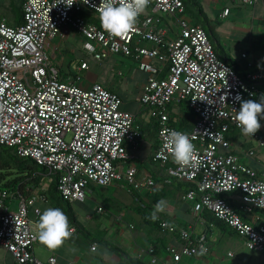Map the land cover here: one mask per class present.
<instances>
[{
    "label": "built area",
    "instance_id": "1",
    "mask_svg": "<svg viewBox=\"0 0 264 264\" xmlns=\"http://www.w3.org/2000/svg\"><path fill=\"white\" fill-rule=\"evenodd\" d=\"M59 2L24 0L21 25L0 20V145L43 167L44 176L56 182L62 199L70 203L84 202L91 186L125 183L139 190L154 185L151 178L137 179L133 152L138 149L141 132L135 115L122 110V100L104 85L85 84L81 72L89 69L86 62L77 66L73 76L65 77L49 57L48 52L55 49L54 40L82 37L85 51L94 60L121 55L151 73L141 102L161 123L153 160L174 165L170 170L173 176L196 183L203 193V208L246 237L249 249L264 251V220L259 227L243 222L221 196L240 190L244 193L242 210L264 211V165L255 171L239 157L219 153L220 147L230 146L224 137L229 123L237 127L234 117L241 107L237 98H257L255 82L264 79V74L238 75L217 56L204 30L187 21L180 23L179 35L167 37L168 30L160 28L156 14L183 12L182 0H151L148 14L143 13L134 31L123 38L112 37L101 27L96 11L101 0H89L88 4L76 0L70 8ZM147 59H156L162 66L156 68ZM161 73L164 77L157 78ZM184 101L197 115L193 131L186 135L196 147L198 164L181 169L163 144L169 130L178 131L166 125L173 109L167 111L165 106L172 103L178 107ZM253 137L264 149V139L256 134ZM246 156L252 159L255 152ZM22 184L17 190L0 187V247L13 256L15 264H55L54 256L47 261L36 257L38 240L28 217L29 207L45 196L29 195L30 188H21ZM189 197L194 198L192 194ZM180 233L183 248L180 252L170 249L176 261L198 254L201 247L207 252L200 244L204 235L192 229ZM96 249L97 244L92 246ZM149 253L151 262L157 263L154 249Z\"/></svg>",
    "mask_w": 264,
    "mask_h": 264
},
{
    "label": "crops",
    "instance_id": "2",
    "mask_svg": "<svg viewBox=\"0 0 264 264\" xmlns=\"http://www.w3.org/2000/svg\"><path fill=\"white\" fill-rule=\"evenodd\" d=\"M198 1L202 4L208 20L214 25L224 50H227L224 40L230 41L235 45L236 43H241L239 50H235L237 52L236 60L237 62L239 61L242 67L245 66V61L240 56L244 52L245 47L248 50L245 54L248 55L250 60L257 61L259 59L260 61H264V56L259 58L257 55L259 50H264L263 44H260L261 41L258 42V45H253L254 36L264 35V0H258L254 6L244 5L243 0ZM250 7H254L255 10L252 14L250 13ZM225 10H229L230 13L221 18L220 15ZM242 18L250 20V27L245 28V25L240 26ZM194 21V23L199 24L198 20L195 19ZM224 21H228V24ZM216 24H219L222 30H218ZM224 27L226 28L224 29ZM257 46L258 48H255ZM227 53L233 58L230 50ZM113 57L115 56L108 58V61L105 60L102 63H98L95 70H92L90 66L89 71L86 73L88 81L89 83L99 82L106 85L111 90L120 94L122 99L124 95L129 93L127 87H131V91L136 90L132 95L137 99L139 108L135 105L134 109L131 110L127 109L126 106L123 107V105L122 108L137 114L138 124L141 127L145 126L149 123V120L144 114V107L139 103V98L147 74L138 70L136 65L126 58L120 61L119 66H114L113 64L116 60ZM141 74L143 75V79L138 80L137 77ZM155 139L156 141H152L149 134L145 135L140 142L139 148L135 151L136 162L141 167L139 178L146 174V171L140 164L149 162L151 151L156 146V136ZM48 184L43 186L42 189L32 188L28 193L29 195L45 196L43 200L33 204L28 209V217L33 230L35 231L34 225L39 220L37 210L39 209V212L42 213L45 209L52 207L60 208L65 213L68 217L70 228L75 229V232L71 239L67 240L63 246L56 250H49L38 241L34 251L39 260L47 261L50 257L54 256L57 260L55 264H129L126 256H130L140 259L146 264H153L149 250L153 248L151 242H153L156 233L150 231L151 234H148L147 231L149 229L133 211L141 202L148 205L151 204V199H153L156 190L160 189V186L156 189L144 187L141 191H135L133 194L121 184L104 187V191L101 190L103 187L91 186L84 202H72L74 217L71 218L66 211L67 208L64 207L65 204L62 201H55L54 197L51 196L49 192L50 184L49 187ZM136 197L139 199L137 200ZM163 212L167 215V220L171 222L178 224L184 223L183 221L189 222V216L188 213H185L184 207H179L175 210L170 207ZM128 216L135 217L137 222H132L129 218L127 219ZM92 234L102 237L105 241L117 246L118 249L110 250L105 245L95 243L96 240L91 241L93 238ZM237 239L239 241L242 240L240 238ZM216 241H220V238H215L213 241L214 243L209 255L183 257L179 262L173 259L171 253L161 248L158 251V255L154 252V255L158 259V262L155 264H264V254L259 251H250L249 257L245 259L241 258L238 250H229L227 256L229 253H232L230 258H233L234 262L223 261V259H226L225 256H221L220 260H218L213 250ZM93 243L98 246L96 250H92ZM174 248L178 250V247ZM0 264H15L13 256L2 247H0Z\"/></svg>",
    "mask_w": 264,
    "mask_h": 264
},
{
    "label": "clouds",
    "instance_id": "3",
    "mask_svg": "<svg viewBox=\"0 0 264 264\" xmlns=\"http://www.w3.org/2000/svg\"><path fill=\"white\" fill-rule=\"evenodd\" d=\"M75 2H76V0H60L59 4L63 3L66 5V7L70 8ZM82 2L84 4H88L89 0H82ZM257 2H258V0H252V1L243 0V4L246 6H254V4H256ZM150 3H151V0H101L100 5L98 7H96V11L99 12L100 23H101V27L103 28V30L106 31L112 37L123 38V37L127 36L129 33H131L132 31H134L135 26L138 22V18L143 13H144V15L148 14V12H146L147 11L146 9L148 8ZM92 6L95 7V5H92ZM183 6H184V4H183ZM184 12H185V7H184L183 12L178 13L174 16L156 14V17L159 18L161 21L160 28L168 30L167 37L175 38L177 35L180 34V23L182 21H187L190 26L199 27L202 30H204L200 24L194 23L195 22L194 20L196 18H189L187 15L184 14ZM229 13H230L229 10H225V12L220 16H221V18H223V17L227 16ZM10 24L17 25L15 20L13 23H10ZM173 26H174V28H173ZM204 32L206 33V35L209 39L207 32L205 30H204ZM172 35H173V37H171ZM211 45H212V43H211ZM148 46L154 47V45L152 43H149ZM212 47H213L215 53L217 54V56L233 68L232 64H229L221 56H219V54L216 52L213 45H212ZM53 50L54 51H52V54L54 55L56 52V49H53ZM111 56H114V55H110L107 58L103 59L102 61H96L92 57L91 58L98 63H102L106 59L110 58ZM119 56H121V55H119ZM241 56L243 58H245L248 55L243 52ZM49 57H50V55H49ZM122 57H124V56H122ZM124 58H126V57H124ZM126 59H129L130 61H132L136 66H138L137 69L140 70L139 65L137 63H135L132 59H130V58H126ZM232 60L237 62V60H235L234 58H232ZM51 61L55 65V63L53 62L52 59H51ZM154 61H156V63H154ZM82 62H85V61H82ZM147 62H149L152 66H154L156 68H160L162 66V64L156 59H147ZM253 63L254 62H249L248 67L249 68L253 67ZM86 64L90 68L89 63L86 62ZM237 64L240 65L239 61L237 62ZM243 68H245V66H243ZM88 71H89V69L81 72V75H83L85 77V80H86L85 84L88 86V85H91L94 83H99V82L89 83L88 78L86 76V73ZM141 72H143V71H141ZM252 72H258V73L264 74V71L260 69L257 71L246 72V74H244L243 76H246L248 73H252ZM144 73L147 74V78L142 85V91L140 94L139 103L144 107V114L146 115V118H148L149 122H150V120L153 119V120H155L156 124L158 125V131L156 133L158 145H156L155 148H153V150L151 151V154H150L151 161H154L152 158V152L159 146L158 132H159L161 123L158 119H155L151 116L152 109L150 107L144 105L141 102V97L143 94V86L145 85V83L147 82L149 77L151 76V73H149V72H144ZM164 74L165 73H161V74L157 75V78L162 79L164 77ZM73 75H74V73H73ZM262 82H264V79L259 80L258 82H255V86H256L258 93H259L257 98L252 99L247 95L245 96L244 100L240 99L239 97L237 98L240 100V103H241L240 110L237 112L236 116L234 117L238 128L229 123L230 129L225 133L224 137H225V140L230 144V146L226 147V148L219 146L221 148V149H219L220 154L225 155V156L233 155V156L239 157L241 162L248 165V167H250L251 169H254L255 171L260 170L262 168V166L264 165V159L262 157L263 156L262 154H264V149L258 145L259 144L258 140L254 139V137H253L256 134L259 139H264V130L260 129L261 128L260 118L264 117V93H262L260 90V84ZM99 84H102V83H99ZM102 85H104V84H102ZM104 86L107 89H109L111 92L116 93L118 95L117 92L111 90L106 85H104ZM119 98L122 100V105H123V99L120 96H119ZM257 99H259V101H257ZM122 105H121V109L124 110L122 108ZM185 105L193 112V115H194L193 116V127L191 130V132H192L194 125L196 123V120H197V115L190 108L189 103L187 101L182 102L178 107H174L172 103H167V105L165 106L167 111H170L173 109V111H172L173 115H171V118L169 119V121L166 122V125L174 127L178 131L169 130L166 133L163 147L166 150V152L172 156L174 163L177 164L181 169L195 168L198 164L196 147L192 143L190 137L188 135H186V134H189L191 132H183V131L179 130V128L177 127V123L180 121V118L182 116L181 113H182ZM159 109H161V107ZM125 111H127V110H125ZM128 112H131V111H128ZM131 113H133V112H131ZM133 114L136 117L135 118V125L137 127H139V130L141 132L142 129H141V126L138 124L137 114H135V113H133ZM236 132H239L242 135V137L237 139V141H233L229 138V135L233 134V133L235 134ZM142 138H140V140H139V146H140V142H141ZM139 146H138V148H139ZM135 151L133 152V155H134L133 162L137 165L138 163L136 162ZM249 151L255 152L254 158H252V159L247 158L246 153H248ZM154 162H159V161H154ZM166 165H168V164H166ZM170 165H172V164H170ZM138 169L139 170H138V174H137V176H138L137 179L139 181H142V179H144L145 177L152 179V177L149 176L147 174V172H146V174H144L142 177L139 178V171H140L141 167L139 166ZM171 169H175V166L172 165V167H169L168 173L170 175H172L170 173ZM173 177H175V176H173ZM175 178L178 180L184 181V182L193 183V182L186 181V180H183V179H180L177 177H175ZM152 180L154 181V179H152ZM115 184H121L123 186L126 185L125 183H114L112 185H115ZM112 185L105 186V187H110ZM195 185H196V183H195ZM158 186H160V188H161V185L157 184L154 181V185H150V186L144 185L141 189H139V190L135 189V191H141L144 187L156 189ZM196 188L198 189L197 185H196ZM191 194L192 193H188L187 197L191 200V208H192V212H193L194 217H198V216H200L201 212H203L204 210H207V209L203 208V205L201 202V198H202L203 193L200 192L198 189V194H196L197 195L196 197L194 194H192L194 197L193 199H191L189 197V195H191ZM226 194H229V196H231V199L234 202V204L236 205L237 210L234 209V207H232V205L228 202L227 199H225V198L224 199L229 203V205L232 207L234 212L240 217V219L243 222L254 226L253 224L249 223L248 221H246L242 217V216H249V217H252L254 219L255 223H257V226H254V227L260 226L261 220L262 219L264 220V211L255 210L252 213H248V212L242 210L241 206L243 205L242 198H243L244 193H242L240 190H234V191H231V192L226 193ZM166 204H167V202L164 200L158 201L150 218L156 219L157 218L156 214L158 212H163L165 210ZM37 212L39 213V220L34 225L35 238L41 244L45 245L49 250H56V249L60 248L61 246L64 245V243L67 240L72 238L74 229L70 228L68 217L65 215V213L60 208L49 207V208L45 209L42 213L39 212V209L37 210ZM219 219H221V218H219ZM221 220H223L225 223L230 225L224 219H221ZM199 224H202V223H199ZM188 229H192L198 235H205L204 231H202L200 233L196 232V225L195 226L189 225ZM235 231L239 234V238L244 241V243H245L244 246L246 249H248L249 251H259V252L264 254V251H262V250L249 249L247 247V238L242 236L237 230H235ZM204 252H205V249L203 247H201V249L199 250L197 255H203V256L209 255L211 253V249H208V247H207V252L206 253H204ZM172 256H173V254H172ZM228 256L231 257L232 253H229ZM184 257H193V256H184ZM197 257H199V256H197ZM173 259H174V257H173ZM176 262H179V261H176Z\"/></svg>",
    "mask_w": 264,
    "mask_h": 264
},
{
    "label": "trees",
    "instance_id": "4",
    "mask_svg": "<svg viewBox=\"0 0 264 264\" xmlns=\"http://www.w3.org/2000/svg\"><path fill=\"white\" fill-rule=\"evenodd\" d=\"M19 3L16 4L15 0H10V4L12 9H17L19 14V19L16 18L15 22L17 25H21L23 23V3L24 0H18ZM185 12L184 14L187 15L189 18H195L198 20L199 24L203 27V29L207 32L209 36V40L214 46L216 52L221 56L225 61H227L229 64H232L234 70L241 76L246 74V72L249 71H257V70H263L264 71V61H260L259 59L257 61L250 60L247 57L243 58L240 56L243 61H245V68H243L241 65L237 64L230 55L224 50L222 43L220 41V37L217 34L214 25L212 22H210L206 16V13L204 12L202 4L198 0H182ZM253 45H258L262 43V40L264 39V35L261 36H254L253 38ZM263 44V43H262ZM264 46V44H263ZM255 48H258L255 47ZM260 51V50H259ZM242 55V54H241ZM87 62V61H85ZM249 62H254L253 67L249 68L248 64ZM62 73V71H61ZM260 90L262 93H264V82L260 84ZM120 97L121 95L118 94ZM122 98V97H121ZM259 101V99H257ZM182 116L180 118V121L177 123V127L179 130L183 132H191L193 127V112L185 105L184 109L182 111ZM141 137L144 135L149 134L152 138V141H156L155 136L158 131V125L156 124L155 120H150V122L146 126L141 127ZM242 135L239 132H236L235 134H230L229 138L233 141H237V139L241 138ZM144 138V137H143ZM142 138V139H143ZM156 145H158V141L156 142ZM143 169L147 172L149 176L154 179V181L157 184L161 185V188L156 190L155 195L153 199H151V204H146L144 202H141L140 205H138L135 210L133 211L136 215H138L142 221L145 223L146 227L156 234L154 235L153 242H151V246L153 247L155 254L158 255V251L162 248L164 251L170 252L171 248L178 247L177 251L180 252L183 248V242L181 240V230H188L189 225L195 226L196 224L202 223L204 227V236L205 239L200 243L204 245L205 247H208V249H211L213 246L212 240L217 236V234L227 235L229 237L239 238V234L227 223H225L223 220L219 219L214 213L204 210L200 213V216L194 217L192 208H191V200L187 197L188 193H192L197 196L198 189L196 188L195 183H188L181 180L176 179L172 175L168 173L169 167H172V165L168 164H162L161 162H154L149 160L146 164H141ZM36 174H46V171L43 169V167L39 166L36 162H34L30 158H23L16 154V152L6 146L0 145V187L1 188H12L14 190H17L19 187V184L23 182L24 180H29L27 184H36L37 181H32V179H38L39 176L36 177ZM10 176V178H9ZM14 176V177H13ZM140 176V175H139ZM8 178L9 180H7ZM138 178V176H137ZM24 185V183L20 186L26 187L27 185ZM30 189H32L35 186H28ZM126 188L129 189V191L133 194L135 192V189L130 185H125ZM49 192L52 197H54L55 201L60 202L62 201L66 207L67 213L71 216V218L74 217L73 210H72V203L65 201L62 199L61 195L58 192L56 182L53 180L49 187ZM223 198L227 199L228 202L234 207V209L237 210L236 205L231 199V196L229 194H223ZM137 200L139 199L136 197ZM164 200L167 202L165 210L168 208H173L175 210L179 207L185 208V213H188L189 216V222H185L182 224H178L175 222H171L167 220V215L164 212H158L156 219H151V214L155 209V206L158 201ZM246 221L253 224L254 226H257V223H255L254 219L249 216H242ZM166 225V226H163ZM172 229V230H171ZM213 236V237H212ZM92 240H96L95 243L98 245H105L110 250L118 249L117 246L114 244H111L107 241H105L102 237L93 235L92 234ZM212 237V238H211ZM170 238V239H169ZM194 245L197 246L196 240L192 239ZM93 243V244H95ZM180 246V247H179ZM197 256H203V255H193V257ZM126 260L129 264H146L140 259L132 258L130 256H126Z\"/></svg>",
    "mask_w": 264,
    "mask_h": 264
},
{
    "label": "rangeland",
    "instance_id": "5",
    "mask_svg": "<svg viewBox=\"0 0 264 264\" xmlns=\"http://www.w3.org/2000/svg\"><path fill=\"white\" fill-rule=\"evenodd\" d=\"M16 4L19 3L18 0H15ZM254 7H250V13L252 14L254 12ZM19 14L17 9H12L11 4H10V0H0V20L5 19L7 22L9 23H13L14 20L16 18L19 19ZM197 16V14H196ZM195 16V18H196ZM16 21V20H15ZM229 21V20H228ZM228 21H224L226 22V24H228ZM242 22L240 23V26L245 25V28L250 27L251 23L250 20L248 21L245 18H242L241 20ZM216 27L218 28V30H222V28H220L219 24H216ZM174 28V26H173ZM226 27H224L225 29ZM221 33V32H220ZM222 35V34H221ZM223 36V35H222ZM261 36V35H260ZM85 41L82 37H75L74 35H71L68 39L62 40V39H57L54 40L53 45L55 46L56 52L53 55L52 54V49L49 51V55L50 58L53 60V62L55 63V65L57 66V68L59 70L62 71V75H64L65 77L67 76H73V73H75L77 66L82 62V61H87L89 63V65L91 66V69L95 70L98 66V62L94 61L90 54L88 52L85 51L84 49V45H85ZM262 43L264 44V39L262 40ZM241 43H236L232 44V42H228L227 40H224V45L226 47L227 50H225L226 52L228 50H230L232 52V56L233 58L236 60V50H239V46ZM248 50L246 49V47L244 48V53L247 52ZM257 55L259 56V58H262L264 56V50L259 51L257 53ZM116 62H114V66H119L120 61L123 60L124 57L119 56V55H114ZM107 60V59H106ZM108 61V60H107ZM154 63H156V61H154ZM135 65V64H134ZM136 68H138V66H136ZM100 74V72H99ZM138 80H142L143 79V75L141 74L140 76L137 77ZM127 89L129 90V93L127 95H124L123 97V107L126 106L127 109L131 110L134 109V107H138V101L135 97H133V92H136V90L131 91L132 88L131 87H127ZM135 105V106H134ZM260 124H261V128L264 130V117L260 118ZM264 157V154H262ZM137 166L139 167V165L137 164ZM36 177H40L38 179H32V181H36V184H27L29 180H24L23 183L27 186H35L33 188L36 189H42L43 186H45L46 184H51L52 182V178L46 177L44 176V174H36ZM14 177V176H13ZM10 178V176H9ZM7 180H9L8 178H6ZM48 184V187H49ZM101 190H105V188H101ZM114 194V193H112ZM13 203H15V207L17 206V202L14 201ZM14 205H11V208L15 209ZM131 219L132 222H137V219L133 216H128L127 219ZM152 230H148L147 233L151 234ZM204 231V227L202 224H196V232L200 233ZM218 237L220 238V241H216L213 250L216 253V258L218 260H220L221 256H225L226 259H223V261H227V262H234L235 260L233 258H230L227 256V252L229 250L234 251L235 249L239 251V255L241 256V258H248L249 257V253H251L248 249H246L243 245L244 242L239 241L237 238L234 237H229L227 235H223L220 236V233L217 234V236L215 237L216 239H218ZM214 238V240H215ZM152 239V238H150ZM213 242V240H212ZM149 247V246H148Z\"/></svg>",
    "mask_w": 264,
    "mask_h": 264
}]
</instances>
